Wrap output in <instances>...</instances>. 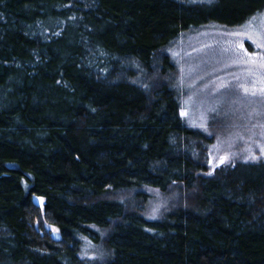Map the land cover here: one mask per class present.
Listing matches in <instances>:
<instances>
[{
  "label": "trees",
  "instance_id": "16d2710c",
  "mask_svg": "<svg viewBox=\"0 0 264 264\" xmlns=\"http://www.w3.org/2000/svg\"><path fill=\"white\" fill-rule=\"evenodd\" d=\"M263 8L0 0V264H264V161L211 168L213 137L184 120L166 51ZM150 190L165 194L161 218L112 197Z\"/></svg>",
  "mask_w": 264,
  "mask_h": 264
},
{
  "label": "rangeland",
  "instance_id": "374dc122",
  "mask_svg": "<svg viewBox=\"0 0 264 264\" xmlns=\"http://www.w3.org/2000/svg\"><path fill=\"white\" fill-rule=\"evenodd\" d=\"M257 44H264V8L235 27H194L166 48L175 67L170 85L184 120L213 137L208 150L211 168L225 162L264 161V47ZM121 195H126V208L141 205L151 218H161L167 209L160 202L165 194L156 190L141 201L134 191L112 193L117 199ZM177 195L175 191L169 196L172 203ZM81 254L99 261L104 250L100 242L86 238Z\"/></svg>",
  "mask_w": 264,
  "mask_h": 264
},
{
  "label": "snow or ice",
  "instance_id": "6c2138e0",
  "mask_svg": "<svg viewBox=\"0 0 264 264\" xmlns=\"http://www.w3.org/2000/svg\"><path fill=\"white\" fill-rule=\"evenodd\" d=\"M257 47H264V44H257ZM245 91L247 92V89H245ZM261 91H264V89H261ZM253 159H255V157H253ZM221 162H223V161H221Z\"/></svg>",
  "mask_w": 264,
  "mask_h": 264
}]
</instances>
